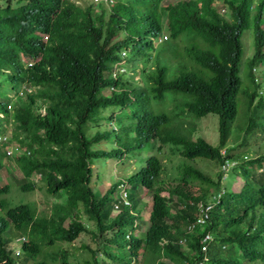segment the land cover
Returning <instances> with one entry per match:
<instances>
[{
	"label": "trees",
	"instance_id": "obj_1",
	"mask_svg": "<svg viewBox=\"0 0 264 264\" xmlns=\"http://www.w3.org/2000/svg\"><path fill=\"white\" fill-rule=\"evenodd\" d=\"M13 4L0 0V27L13 15L23 28L0 35V136L13 125L9 141L0 142V174L12 151L20 176L1 192L54 200L46 211L10 197L4 208L20 222L16 227L52 246L64 264H200L206 258L207 264H264V188L249 177L264 171V100H255L261 83L252 71L253 61L264 64L259 40L258 57L249 58L242 78V52L220 24L205 19L215 11L213 0H126L111 9L19 0L22 9L11 11ZM227 7L236 23L249 27L255 18L235 2ZM53 11L61 13L43 60L24 65L23 56L40 48L38 32H50ZM163 33L168 41L157 46L154 38ZM209 116L218 119L214 145L197 131ZM147 145L158 155L166 146L181 154L173 180L163 178L155 154L105 192L93 186L97 161H123ZM233 159L234 173L246 181L240 192L222 181V167ZM145 191L151 195L146 231ZM201 206L212 207L204 224ZM86 236L96 244L83 245L92 259L74 263L67 246Z\"/></svg>",
	"mask_w": 264,
	"mask_h": 264
},
{
	"label": "clouds",
	"instance_id": "obj_2",
	"mask_svg": "<svg viewBox=\"0 0 264 264\" xmlns=\"http://www.w3.org/2000/svg\"><path fill=\"white\" fill-rule=\"evenodd\" d=\"M19 0H13V5H11V11H19L22 8H20V5L18 4ZM73 3L77 4L75 1L71 0ZM203 1V0H199ZM227 1L235 2L236 6L240 10L242 14L249 13L252 17H255L252 22L250 23L249 27L247 25L249 22L245 24L236 23L233 16L229 13V10L227 9ZM92 3H94L97 7L100 4H103L108 9H111L112 7L116 5H124L126 0H91ZM26 3V2H25ZM245 3V7H243ZM225 5V6H224ZM213 7H214V13L208 17L206 16L205 19H207L209 22H215L217 24H220L225 31V35L229 36V42L234 45L235 48H237L239 51L242 52V58H241V77H245L246 72L250 69L249 66V58L254 57L255 59L258 57L256 53V44L259 40L260 43V58H264V0H213ZM35 13H39L38 11L34 10ZM28 13V8H27ZM61 12L56 13L55 11L52 12L50 15L51 21L54 22L52 28L49 30L48 33H41L38 32L39 36L41 37L40 43H37L40 48L37 53L31 54V56H23V64L33 66L36 63H39L43 60V53L42 48L43 44L47 43L51 37L52 30L54 29L55 22L60 16ZM255 26V27H254ZM7 29L15 30L16 32H23V28L19 24H15L13 22V15L8 17L6 19V22L3 26L0 27V35L4 34ZM256 29L258 30L259 34L257 36ZM168 34H160L158 37L154 38V42L157 46L165 44V42L168 41ZM42 44V45H41ZM252 62V61H251ZM252 62V71L254 73V76L258 82L261 83V89L259 90V96L255 98V100H264V64L260 63L259 60H257L258 66L253 64ZM228 66L232 67L233 62L229 63ZM246 78H244L245 81ZM248 84V83H247ZM16 99V98H15ZM218 121V119L216 118ZM7 128V135H1L0 136V142H7L9 141V138L12 133L13 125L6 124L5 126ZM261 135H264L263 133ZM264 139V138H263ZM260 151L263 149L261 146H259ZM111 150V149H109ZM226 149L222 150L223 155H226ZM7 157L11 158L12 161H14L13 152L9 151L7 153ZM125 159V158H124ZM117 160V159H112ZM119 161V160H118ZM15 164V161H14ZM11 161L6 159L4 168L7 170H10ZM95 166V165H94ZM238 163L237 161L231 160L227 161L223 165V180L224 181V187L226 189L230 188L234 183H237V181L242 182V188L246 185V181L242 179L241 176L235 174V169L237 168ZM263 172V175H262ZM231 174L235 175V180L232 183L231 186L227 184L228 178H231ZM1 177V174H0ZM251 182L253 180H256L255 184L259 188H264V171L261 170L260 172H257V175H250ZM232 179V178H231ZM254 184V185H255ZM7 185V184H6ZM5 185V186H6ZM4 186V187H5ZM121 190H125L128 186L127 182H124L120 185ZM4 187H0V264H64V258H60L58 252H53V247L48 246L45 243L41 241V238H33L31 237L27 232H24L23 230L16 227L15 224L20 223L19 221H16L15 219H9L7 216V212L5 210L4 202H8L10 200L11 194L7 196L2 193L1 191L4 189ZM235 191V190H234ZM123 195V198L125 200V203L127 202V194L122 191L121 193ZM12 207V206H8ZM52 207V205H51ZM13 208V207H12ZM211 206L200 207V216L198 217V222L201 224H204L207 221L208 218V211L211 210ZM116 212L118 207L115 206ZM115 212V213H116ZM203 212L206 214L205 218L203 217ZM150 217V216H149ZM141 220L145 222L146 226H144V230L148 228V221L144 219L141 216ZM68 225V223H66ZM16 233H19L18 236H16ZM211 236L209 234L206 235L204 241L210 240ZM66 249V248H65ZM67 250V249H66ZM52 253L57 254L56 256L52 255ZM209 259L206 258L204 261H202L200 264H207V261Z\"/></svg>",
	"mask_w": 264,
	"mask_h": 264
},
{
	"label": "rangeland",
	"instance_id": "obj_3",
	"mask_svg": "<svg viewBox=\"0 0 264 264\" xmlns=\"http://www.w3.org/2000/svg\"><path fill=\"white\" fill-rule=\"evenodd\" d=\"M77 4L80 5H85L87 2H91V0H73ZM121 1V0H118ZM139 73H136L134 75H130V80H136L139 78ZM133 83H138L137 81H134ZM141 87L145 89L143 82H140ZM204 125L199 126L198 135L201 137H204L209 143L212 145L218 143V129H217V120L216 117L209 116L203 121ZM105 124V123H104ZM113 127V128H112ZM103 129V128H102ZM107 129H115L117 130L116 125H108ZM102 145L107 146L109 149L113 150L115 147L113 146L112 143L104 142ZM154 147L151 145H147L143 147L142 149H138L137 152H134L130 156L128 155L123 161H118V160H111V161H97L94 168H95V174L93 178V186H96L101 189L102 192H105L107 189L111 187V185L114 183V180L117 178H123L125 175L131 176L134 171L139 170L143 165H145L146 160L151 157L152 155L157 154V156L161 158L163 161L164 167H165V174L163 175V178L166 179V181H171L173 180L174 175L176 174L175 168L180 165V161L182 159V156L180 153L177 152H172L169 146H166L165 149L159 153H156ZM107 150V149H106ZM177 153V154H175ZM118 163H120L118 165ZM202 164V163H200ZM199 164V165H200ZM10 167V173L7 171V169H3L1 172V177H0V187H4L7 183H9V178L14 181L13 175H18L16 165L14 164V161L11 162ZM97 169V170H96ZM101 173V178L100 181H98L97 174ZM172 179L170 180V178ZM232 178V179H231ZM231 178H228L227 184L229 186L232 185V183L235 180V175L231 174ZM36 180L38 178L35 177ZM102 179V180H101ZM98 182H101L100 185H98ZM242 182L237 181V183H234L231 187L232 192L235 190L236 192H240L242 189ZM164 196H167V194H164ZM11 198L15 200L16 202H19L23 200L24 202H35L41 210H46L49 211L52 203H54V200L51 201L49 204V200H45V198L38 192H34L31 194H18L17 192H12ZM151 195L148 193V191H145L143 193L142 199H145V201L148 204L147 210L144 211L142 214V217L146 220H149V208H150V202H151ZM144 235V233H142ZM19 233H16V236H18ZM83 245H88L93 249L95 248V243L92 241L90 236L82 237L79 238L77 241H75L73 244L70 246H67L68 251L73 250L74 253L76 254L74 257V260H72V256L70 258L71 261L74 263L79 262L77 258L79 257H84L86 259L91 260L92 257L90 256L89 253H87ZM84 250V251H83ZM109 252V251H108ZM72 253V252H70ZM102 253V252H101ZM110 253V252H109ZM89 254V255H88ZM106 257V256H105ZM108 258V262H111V258ZM83 262L85 259H83Z\"/></svg>",
	"mask_w": 264,
	"mask_h": 264
}]
</instances>
